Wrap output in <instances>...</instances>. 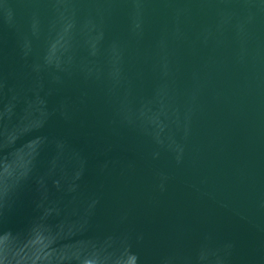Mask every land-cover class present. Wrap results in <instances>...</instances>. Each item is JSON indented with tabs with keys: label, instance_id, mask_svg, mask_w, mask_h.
Masks as SVG:
<instances>
[{
	"label": "water",
	"instance_id": "obj_1",
	"mask_svg": "<svg viewBox=\"0 0 264 264\" xmlns=\"http://www.w3.org/2000/svg\"><path fill=\"white\" fill-rule=\"evenodd\" d=\"M0 264H264V0H0Z\"/></svg>",
	"mask_w": 264,
	"mask_h": 264
}]
</instances>
